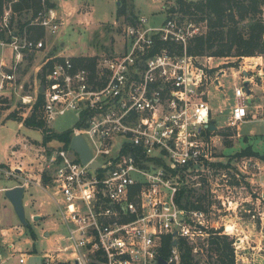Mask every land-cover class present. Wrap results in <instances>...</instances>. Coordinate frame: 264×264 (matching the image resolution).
I'll use <instances>...</instances> for the list:
<instances>
[{
	"label": "built area",
	"instance_id": "built-area-1",
	"mask_svg": "<svg viewBox=\"0 0 264 264\" xmlns=\"http://www.w3.org/2000/svg\"><path fill=\"white\" fill-rule=\"evenodd\" d=\"M15 1L0 14V96H15L29 111L41 94L47 126L75 112L70 141L80 135L90 151L83 162L70 141L65 145L57 140L58 147L43 149L45 165L38 178L18 173L23 171L21 161L4 172L16 179L15 186L36 184L50 193L66 229L59 238L66 244L41 255V264H157L167 235L171 244L165 264H181L179 239L195 252L199 242L208 245L213 235L228 234L219 226L225 214L214 212V205L200 207L194 199L186 204L183 196L204 178L215 186V125L208 94L211 88H224L220 77L225 71H211L214 56L188 53L191 41L203 35V22L171 12L174 5L162 7L160 23L136 15L122 29L121 51L97 57L93 67L78 66L74 56L55 51L53 45L47 50V38L65 24L63 11L52 0H38L39 10L19 26ZM261 17L264 21V9ZM36 28L43 37L36 36ZM30 57L36 61L34 84L24 92L20 67ZM239 73L243 77L233 89L227 126L264 114L261 104L251 103L253 81ZM251 158L244 162V174L247 166L262 169V161ZM94 162L99 166L92 167ZM44 172L46 183L41 180ZM221 180L228 186L225 173ZM209 190L206 197L214 194ZM62 254H69L68 259L62 261ZM27 259L21 256L19 261Z\"/></svg>",
	"mask_w": 264,
	"mask_h": 264
},
{
	"label": "rangeland",
	"instance_id": "rangeland-1",
	"mask_svg": "<svg viewBox=\"0 0 264 264\" xmlns=\"http://www.w3.org/2000/svg\"><path fill=\"white\" fill-rule=\"evenodd\" d=\"M67 1L71 4L66 7V10L71 11L72 6L76 10L72 16L63 13L65 24L61 26L57 35L47 38V50L52 49L53 45L57 52L62 50L64 55L81 57H100L114 51H121L122 29L128 20L126 15L117 14L118 0ZM130 4L135 13L138 12L148 17L152 24L153 22L160 23L164 19L161 15L162 7L176 6V0H131ZM85 13L86 15L82 16ZM80 16H82L81 19H78ZM22 18L23 15L20 19ZM200 29L205 34V22ZM7 54L8 52L5 53V59L9 60ZM35 64L36 61L29 58L28 62L20 67L24 92L33 87ZM211 65L213 73L220 70L225 71L220 77L224 88L220 91L211 88L208 94L211 117L216 123L215 131L212 134L215 145L214 168L216 172L211 179L215 186L207 185L206 178L202 179L204 183L194 189V196L191 200H197L201 206L214 205V212L225 214L224 216L220 215L223 218L219 221V226L223 224L221 230L229 232L226 236L232 240L233 244L237 242V247L233 246L235 264H264V200L256 202L252 195L245 194L247 190L255 189L256 184H251L250 180L246 179L248 174L242 172L244 171V162L251 157L241 154L250 146L249 149L251 148L253 152L264 156V114L260 119H246L236 126L226 125L230 106L235 103L234 86L243 77L239 71H242L244 76L253 81L250 85L253 94L251 103L261 104L264 107V56L213 57ZM31 111L32 109L28 111L15 96L11 98L0 96V163H6L7 159L11 158L10 151L16 147V150L24 153L16 160L30 161L26 165L33 168L32 172L38 175L41 174L40 169L45 165L40 157L41 153L45 154L43 149L58 147L59 143L57 140L44 143L40 130L23 126L18 121V119L28 117ZM24 112L26 116L22 115ZM76 120L75 112H66L52 120L47 127L54 133H61L72 129ZM259 160L262 161L261 166L264 167V160ZM247 171L257 174L263 169L257 170L247 166ZM47 173L44 172L43 177H47ZM222 173L227 175L228 186L221 180ZM235 174H238V177ZM14 180L0 171V185H13ZM262 180H264V171ZM211 188L214 190V194L206 197L207 194H210L209 189ZM42 201H44L42 208H44V212L49 213L48 217L41 220L31 219V213L34 210L37 211L36 208ZM23 202L25 203L24 224L20 223L13 207L4 197V193L0 192V234L2 235L0 244L3 242L7 249L11 243L13 248L11 251L14 252L4 262L1 257L0 264H21L18 260L22 252L25 254L36 252L43 255L45 252L54 250L57 246L63 247L66 244L64 240L55 241L54 244V240L66 235V229L56 218L55 205L48 195L32 186L25 192ZM48 202L50 204H47ZM31 203H33L34 209ZM29 228L34 237L31 236ZM45 230L50 232V239L44 236ZM207 246L205 243L199 242L196 245V251L192 250L195 260L201 264H204L208 259ZM68 256L69 254H62L60 259L64 261L68 259Z\"/></svg>",
	"mask_w": 264,
	"mask_h": 264
},
{
	"label": "trees",
	"instance_id": "trees-1",
	"mask_svg": "<svg viewBox=\"0 0 264 264\" xmlns=\"http://www.w3.org/2000/svg\"><path fill=\"white\" fill-rule=\"evenodd\" d=\"M11 0H0V14L3 8ZM118 15H126L128 22H133L136 18L135 12L131 8V0H118ZM53 6V3H49ZM38 0H17L12 3V9L23 18L18 20L19 26L28 23L29 15H35L39 10ZM264 9V0H176V6L171 7V12L181 13L183 17L195 22H205L206 32L196 36L188 46V53L192 55H208L214 57H252L264 56V21L261 17ZM184 19V18H181ZM36 36L43 37V31L36 28ZM32 59V57H30ZM96 56L81 57L74 56L72 59L78 66L93 67ZM52 63L48 64L51 67ZM43 68L39 77L43 80ZM42 95L38 94L37 101L32 107L28 117L18 119L23 126L40 130L42 140L47 143L51 140L65 142L70 141L72 129L61 133H54L47 127L41 112ZM15 118V117H14ZM216 126L214 120L211 122ZM210 131V128H208ZM250 147V146H249ZM247 147L243 155L264 160V156L253 152ZM250 151V152H249ZM252 151V152H251ZM45 183L47 177L42 179ZM245 189V188H244ZM193 191L183 193L186 204L191 202ZM257 202H262V193L259 187L249 189L245 192ZM202 197V196H201ZM202 207L201 205H199ZM260 214V213H259ZM30 230V228H29ZM31 236L34 234L31 232ZM171 236H164L160 256L167 258L169 254ZM181 249V264H201L195 260L192 253V246L184 239L178 240ZM208 259L204 264H235L233 242L226 235L215 234L208 240L206 248Z\"/></svg>",
	"mask_w": 264,
	"mask_h": 264
},
{
	"label": "crops",
	"instance_id": "crops-1",
	"mask_svg": "<svg viewBox=\"0 0 264 264\" xmlns=\"http://www.w3.org/2000/svg\"><path fill=\"white\" fill-rule=\"evenodd\" d=\"M52 2L53 3H55L59 8H60V10L61 11H63V13L65 12V14H70L71 16H72V14H73V12L76 10L73 6H72V10L70 11V10H66V7L68 6V5H70L71 3L70 2H68L67 0H52ZM119 2V1H118ZM119 5V4H118ZM76 6H78V5H76ZM66 10V11H65ZM136 15H143V14H140V13H135ZM84 15H86V13L85 14H83L82 16H84ZM82 16H80L78 19H81V17ZM64 47V46H63ZM60 53H62L63 54V52H62V50H60ZM69 56H74V55H69ZM245 74V73H244ZM247 78H249V77H247L246 76V79ZM16 147H13L12 148V150L11 151H13L14 152V154L12 155L11 154V151H10V154H11V158H9V159H7V161H6V163H0V171L1 172H5L7 169H9L10 167H14V169H16L15 168V161H17L16 159L17 158H19V156H21V155H23L24 153H21V152H19L20 150H16L15 149ZM15 160H14V159ZM30 162V161H29ZM28 161H22V165H23V171H22V173L20 172V170H18L17 172L18 173H20V174H22V176H24V177H27L28 179H34V178H38V175L36 174V173H33L32 172V169L33 168H29L27 165H26V163H29ZM31 167V166H30ZM262 169H263V171H264V167H263V165H262ZM263 171H261V172H259V173H254V174H252L251 172H247V173H245V174H248V178H246V179H249L250 180V183L251 184H256V187H259L260 188V190H261V193H262V195L264 194V180H262V174H263ZM44 182V181H43ZM45 183V182H44ZM16 185V179L14 180V184L13 185H10V186H7V185H0V192H3L4 193V191L6 190V189H8V188H11V187H13V186H15ZM37 187V188H39L41 191H43L46 195H48L50 198H51V195H50V193H48V192H46L45 190H43L40 186H38V185H36V184H31V185H29V187H27L26 189H25V191H24V194H23V198H24V195H25V192L26 191H28V189L30 188V187ZM51 200H52V198H51ZM53 202V201H52ZM43 203H44V201H42V202H40L39 204H38V206L39 207H37L36 208V210L37 211H33L32 213H31V215H30V218L31 219H34V220H41V219H43V218H45V217H48V215H49V213H47V212H44L45 210H44V208H42V206H43ZM47 204H50L49 202L47 203ZM52 204V203H51ZM53 204H54V202H53ZM25 206V203L23 202V207ZM31 206L33 207V203H31ZM30 206V207H31ZM31 207V208H32ZM33 209H34V207H33ZM55 213H56V218L58 219V213H57V211H56V207H55ZM53 214V213H52ZM263 215H264V213H263ZM35 216H38V218L37 219H35ZM59 221V220H58ZM60 223V222H59ZM55 229V228H54ZM54 229H53V231H54ZM44 236L45 237H48L49 239H50V237H51V234H50V232L48 231V230H45L44 231ZM2 237V235L0 234V238ZM59 238L57 239V240H54V244H55V241L57 242H59ZM4 246H6V245H4L3 244V242L0 244V250H1V252H0V258L2 257V262H4L7 258H9L10 256H12L13 255V251H11V249H13L12 248V244L10 243L9 244V247H7V249L4 247ZM57 248H59V246H57V247H55V249L54 250H51V251H49V252H45V253H53L54 251H56V249ZM44 253V254H45ZM254 254V253H253ZM30 256V255H39V254H37L36 252H32V253H28V254H25L24 252H22V253H20V257L21 256ZM40 257H41V255H39ZM19 257V258H20ZM19 261V260H18ZM257 262V261H256ZM19 263H20V261H19ZM21 264H23V263H21Z\"/></svg>",
	"mask_w": 264,
	"mask_h": 264
},
{
	"label": "water",
	"instance_id": "water-1",
	"mask_svg": "<svg viewBox=\"0 0 264 264\" xmlns=\"http://www.w3.org/2000/svg\"><path fill=\"white\" fill-rule=\"evenodd\" d=\"M119 4V2H118ZM246 90L248 91L247 83H245ZM39 91L42 92V86L39 87ZM212 129H215V126H211ZM70 147L75 150L83 160L86 162L90 158V151L83 139L80 135H74L70 141ZM98 163H92V167H98ZM25 188L23 186H13L4 191V197L8 200V202L13 207L15 214L17 215L20 223H25V213L23 207V194ZM264 200V194L262 195ZM38 216H35L37 219ZM174 245V243H173ZM28 264H41V257L39 255H30L27 259ZM157 264H165V260L162 257L158 258Z\"/></svg>",
	"mask_w": 264,
	"mask_h": 264
}]
</instances>
